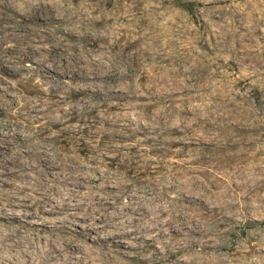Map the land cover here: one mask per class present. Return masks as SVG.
Returning a JSON list of instances; mask_svg holds the SVG:
<instances>
[{
    "label": "rangeland",
    "instance_id": "obj_1",
    "mask_svg": "<svg viewBox=\"0 0 264 264\" xmlns=\"http://www.w3.org/2000/svg\"><path fill=\"white\" fill-rule=\"evenodd\" d=\"M37 2L0 17V261L264 264V0ZM18 115L72 139L37 164Z\"/></svg>",
    "mask_w": 264,
    "mask_h": 264
},
{
    "label": "bare ground",
    "instance_id": "obj_2",
    "mask_svg": "<svg viewBox=\"0 0 264 264\" xmlns=\"http://www.w3.org/2000/svg\"><path fill=\"white\" fill-rule=\"evenodd\" d=\"M39 0H29V2H32V3H27V5L29 7H35V6H39L40 4L37 2ZM22 3H23V0H0V17H7L11 14L12 10L17 8L19 9V11L23 12L24 14H26L24 11H23V8L21 9L22 7ZM53 10V9H52ZM46 12V11H45ZM53 13H54V10H53ZM33 14V13H32ZM45 14V13H44ZM4 31H7V28H4ZM17 72V71H15ZM46 82V78L44 77H41L40 78V83L41 85H44V83ZM5 83V80L2 79V82L0 83L1 85ZM15 86L17 88H23L25 86V83H23L22 80H19L15 83ZM7 88V87H6ZM8 90V88H7ZM24 90V89H23ZM51 114H47V118H49L50 120L47 121L48 124H52V126L48 127V128H53V127H58L59 125H62L65 123L64 119L63 118H60V119H56V118H52L50 116ZM23 118L18 115L15 117V122L14 124L17 126L15 129H14V135H12L11 137L14 138L15 135H17L16 133H23V134H27V138H25L26 142L29 143L30 142V147L32 148H36L37 150L35 151L37 153L36 154H33V156L35 157V159H37L36 163L37 164H50L51 162H53V160L51 158H48L46 159L45 156H47L44 152H41V151H38V149L41 147L42 145V142H49V145L53 147L54 149V152H56L55 148H57L56 145H58V143H62L64 140H69V139H72L71 136H68V137H65L64 135L63 138H61L60 135L58 134H54V136H51V137H43L41 138V134H36V133H33L30 131V127H29V122L27 120L26 123H23L22 122ZM24 129V131H23ZM46 129H44L45 131ZM60 133H64V130H60ZM67 133V132H66ZM51 135H52V132H51ZM15 139V138H14ZM17 141V140H16ZM17 145V144H16ZM27 147V146H26ZM135 150V149H134ZM66 158V156H65ZM17 165L15 166H22V165H25L26 162H20V160H17L15 162ZM12 171L11 168H9ZM6 171H3V170H0V174H3L2 172H6V174H9L7 172V169H5ZM44 173H46L45 171H42L40 170V172L38 171L37 174L38 176H43ZM42 184V183H41ZM34 185V187H40L42 188L43 185ZM193 185L192 184H189L188 182H181V187L182 189H186V194L190 193V186ZM226 188V189H225ZM37 190H39L37 188ZM222 194H224V198H223V203H220L214 207L212 209L213 211V214H212V217H214L216 215V212L218 211H221L223 209V206L225 202H230L231 198L229 197V192H228V188L227 187H224V190L223 192H221ZM187 197H191V196H187ZM174 207L177 208V211L179 213H183L186 217H187V220L186 222L188 221V223L192 222L195 220V217L197 216L198 212L196 210H193V211H190L191 214H187V211H186V207L187 206H184L181 202V199H174V203H173ZM176 223H178L177 221H175ZM186 222H184L183 224H186ZM182 224V225H183ZM195 226H199V222L196 221V224H193ZM169 229L171 227H168ZM195 228V227H194ZM2 233H5L4 236L8 237V236H11V233L13 232V230L9 227H3L0 229ZM186 231H188V233L190 234H194L196 233L197 231H194L193 229H187L186 227L183 226V229H181V232H180V235H185ZM199 233V232H197ZM165 234H163L162 231H160L159 233V236L160 237H157V239H161L162 236H164ZM176 241V239L173 240V242ZM147 245H150L147 243ZM200 255L201 254H188L185 259H183V263L184 264H194V263H197V264H201V262H198L199 258H200ZM28 256V259L24 260V261H17L16 264H47V261L46 259H40L39 257L37 256H32V255H27ZM113 252L112 251H108L107 252V258L109 259V262L105 263V264H113L111 261L113 259ZM160 260H156L155 258V255L152 254L151 256H148L147 258H142V260H137L136 262L132 263V264H155V263H158L160 262ZM0 264H6L5 262L3 261H0ZM14 264V263H13ZM118 264H124V263H121V262H118Z\"/></svg>",
    "mask_w": 264,
    "mask_h": 264
}]
</instances>
